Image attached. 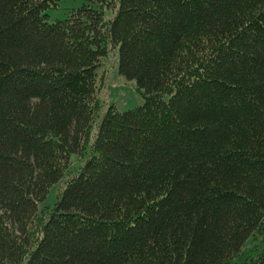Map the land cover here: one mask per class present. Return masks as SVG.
I'll return each instance as SVG.
<instances>
[{
  "label": "trees",
  "instance_id": "16d2710c",
  "mask_svg": "<svg viewBox=\"0 0 264 264\" xmlns=\"http://www.w3.org/2000/svg\"><path fill=\"white\" fill-rule=\"evenodd\" d=\"M62 1L0 0V264H264V0Z\"/></svg>",
  "mask_w": 264,
  "mask_h": 264
},
{
  "label": "rangeland",
  "instance_id": "374dc122",
  "mask_svg": "<svg viewBox=\"0 0 264 264\" xmlns=\"http://www.w3.org/2000/svg\"><path fill=\"white\" fill-rule=\"evenodd\" d=\"M85 0H63L59 7L49 10L50 20L55 21L65 18L73 8L81 6ZM114 12L106 11V18H112ZM119 46L110 48L104 57L103 63L99 68V91L98 96L101 102V109L98 120L105 114L110 106H115L119 111L133 109L145 102L144 94L137 87L135 80L126 79L119 73ZM95 131V130H94ZM78 159L75 157L71 169L79 166ZM73 172L68 173L71 175ZM66 179L54 185L46 200L41 203V207L51 206L62 192ZM254 243L248 241L247 246Z\"/></svg>",
  "mask_w": 264,
  "mask_h": 264
}]
</instances>
